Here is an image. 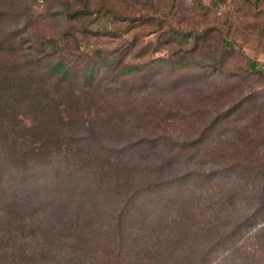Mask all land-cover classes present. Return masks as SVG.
Returning <instances> with one entry per match:
<instances>
[{"label": "rangeland", "instance_id": "374dc122", "mask_svg": "<svg viewBox=\"0 0 264 264\" xmlns=\"http://www.w3.org/2000/svg\"><path fill=\"white\" fill-rule=\"evenodd\" d=\"M40 42L50 49L37 51ZM6 47L16 48L17 55L32 54L24 68L35 76L36 66L52 60L63 59L70 67L69 91L86 93L80 107L101 117L92 138L80 132L89 140L73 142L80 145V155L89 152L94 165L102 166L98 187L106 171L118 177L106 167L108 158L112 163L119 157L145 158L135 170L134 183L142 188L121 198L128 204L124 222L153 210L164 196L194 201V190L226 191L230 182L243 185L232 197L234 216L245 217L256 207L255 192L240 178L228 180L246 170L231 156L255 158L253 167L264 170V77L250 70L252 61L264 69V0H0V49ZM65 154L54 164L11 172L16 180L29 178L34 188L41 185L34 203L57 221L38 223V232L50 237L56 227L53 233L63 243L43 248L28 233L18 235L16 247L35 260L32 264H101L106 254L96 252L110 248L108 217L116 199L106 206L110 198H102L103 210L93 220L83 218L71 183L79 173H69L64 163L72 156ZM166 155L170 159L160 170L156 164ZM155 178L164 183L150 186ZM112 181L110 191L115 183L127 184ZM261 188L258 183L257 192ZM96 193L95 187L94 194L101 196ZM54 195L56 200L62 196L61 206L53 203ZM206 200L197 198L201 208ZM260 223L262 216H256L246 233H254ZM126 235L115 264H138L140 255L135 244L130 242V248L125 242ZM18 261L13 264H25Z\"/></svg>", "mask_w": 264, "mask_h": 264}, {"label": "trees", "instance_id": "16d2710c", "mask_svg": "<svg viewBox=\"0 0 264 264\" xmlns=\"http://www.w3.org/2000/svg\"><path fill=\"white\" fill-rule=\"evenodd\" d=\"M48 49V43L40 42L36 50ZM5 51L11 53L9 59H5L2 54ZM20 53L22 55H17L14 47L0 49V255L7 252L3 264L19 263V259L25 264L35 261L20 249L17 250L20 234L30 233L36 244L43 248L63 243L53 233L57 231L56 227V230L48 232L50 237H42L38 232L41 228L38 223L53 219L57 221L54 215L40 212L34 203V195L41 185L34 188L29 178L16 180L11 177V172L15 168L26 172L36 166L54 164L57 158L66 157V152L72 156L65 160L67 170L69 173H79L71 179V183L77 190V207L80 206L83 218L90 217L93 220L97 210L102 208L98 211L101 212L105 207L104 203L108 206L112 198L116 199L112 215L108 217L111 221L107 233L113 236L108 244L110 250L96 252L106 254L107 259L101 264L121 261L118 247L127 232L130 234L126 235L125 242L128 246L130 242L135 244L136 252L140 255L138 264H264V170L253 167L257 163L255 158L230 157L233 164L239 167L246 164L243 168L246 170L238 173L236 180L228 181L240 178L248 191L256 193V207L245 217L237 212L234 216L231 203L232 197L243 190V185L230 182L226 191L217 192L211 186L203 191L194 190V201L180 198L167 201L164 196L153 210L142 213L138 219L133 217L126 223L124 216L128 204H125L126 200L121 201V198L124 195V198L129 199L131 191L134 194L137 188H142V184L134 183L137 174L135 170L145 158L138 155V158L127 161V158L119 157L114 163L111 157L108 158L106 167L112 168L118 177H110L106 175L109 171H106L100 177L103 186L98 187L96 175H99L97 172H100L102 166H97V163L94 165L91 153L80 155V145H74L73 142L92 138L91 135L99 129L101 117L97 111L80 107V103L86 99V93L69 91L67 84L72 81V74L66 61L56 59L46 65L36 66L38 70L35 76L31 70L24 68L32 59V54ZM18 58L22 62H17ZM250 70L264 77V69L254 61L250 62ZM84 78L88 79L87 75ZM94 80L91 79V85ZM80 132H87L89 138H84ZM165 157L160 161L161 164L152 162L162 170L170 155ZM87 163L95 167V171ZM67 174L65 171V176ZM112 179L121 182L125 180L127 184L119 187L115 183L114 189L110 191L109 183L113 182ZM157 180L160 179L155 178L150 186L164 183ZM258 183L262 185L260 192H257ZM95 187L101 196L94 194ZM214 195H218L220 200L213 204ZM137 196L135 194L134 199L139 198ZM197 196L204 199L207 197L204 208L197 202ZM105 197L110 200L103 203L102 198ZM57 201L61 206V195L57 200L54 195L53 203L57 204ZM256 216H262V223L254 233H246V227ZM24 256L27 259L24 260Z\"/></svg>", "mask_w": 264, "mask_h": 264}]
</instances>
